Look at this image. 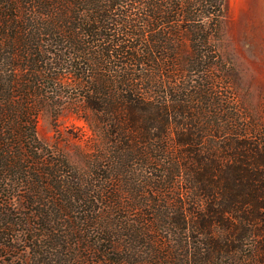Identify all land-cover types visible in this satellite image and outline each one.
Here are the masks:
<instances>
[{"label":"trees","instance_id":"1","mask_svg":"<svg viewBox=\"0 0 264 264\" xmlns=\"http://www.w3.org/2000/svg\"><path fill=\"white\" fill-rule=\"evenodd\" d=\"M225 2L0 0V264H264ZM64 108L94 138L81 167L37 135Z\"/></svg>","mask_w":264,"mask_h":264},{"label":"rangeland","instance_id":"2","mask_svg":"<svg viewBox=\"0 0 264 264\" xmlns=\"http://www.w3.org/2000/svg\"><path fill=\"white\" fill-rule=\"evenodd\" d=\"M218 50L232 69L229 89H220L222 98L242 107L252 134L264 133V0H226ZM36 129L44 144L83 166L94 141L83 119L67 108L55 119L43 111Z\"/></svg>","mask_w":264,"mask_h":264}]
</instances>
